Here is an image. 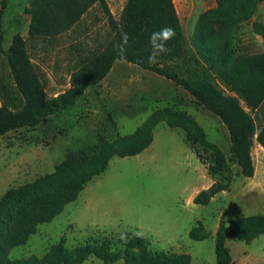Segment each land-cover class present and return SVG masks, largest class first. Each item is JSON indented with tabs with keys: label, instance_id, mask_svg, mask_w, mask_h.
<instances>
[{
	"label": "rangeland",
	"instance_id": "1",
	"mask_svg": "<svg viewBox=\"0 0 264 264\" xmlns=\"http://www.w3.org/2000/svg\"><path fill=\"white\" fill-rule=\"evenodd\" d=\"M31 0H9L4 15L5 47L16 33L26 39L33 62L42 74L46 92L56 96L71 86L70 74L84 56L103 48L113 36L109 19L100 5L92 7L68 32L54 38H29L30 16L25 9ZM185 35V61L196 66L195 37L200 26L226 25L216 9L225 0H174ZM238 5L248 0H231ZM127 0H107L118 20ZM225 5V4H224ZM232 47L236 52H264V3L259 1L253 16L240 22ZM0 71H8L0 56ZM223 92L234 94L218 78ZM242 104L245 106L243 100ZM1 104V101H0ZM185 111L195 117L210 141L225 152L236 169L226 125L213 112L198 105L192 95L157 73L116 60L106 78L90 87L66 110L35 127H24L0 136V197L11 187L54 171L68 154L95 151L104 140L133 133L156 110ZM257 125L264 122V103L247 109ZM169 115L154 128V141L133 156H114L107 169L96 176L68 202L53 220L41 223L28 241L14 247L10 258L43 257L64 239L67 247L108 239L121 246L136 232L145 235L155 250L188 253L190 264H216L215 236L222 215L227 221L255 214L264 215V148L256 140L252 148L255 174H239L229 190L208 205L190 200L192 191L209 187L224 174L208 172L210 152L199 149L200 160L186 141L182 128L170 127ZM200 191V190H199ZM198 193V192H197ZM196 193V194H197ZM195 197V196H194ZM193 197V198H194ZM202 221L209 236L192 239L190 229ZM232 264H264V234L247 243L228 236ZM82 264H101L94 256ZM115 264H122L117 262Z\"/></svg>",
	"mask_w": 264,
	"mask_h": 264
},
{
	"label": "trees",
	"instance_id": "2",
	"mask_svg": "<svg viewBox=\"0 0 264 264\" xmlns=\"http://www.w3.org/2000/svg\"><path fill=\"white\" fill-rule=\"evenodd\" d=\"M264 0L221 1L217 16L226 25L208 29L200 26L195 37L196 66L185 61V35L174 0H127L120 18L114 19L107 0H31L25 9L30 16L29 38H54L71 30L92 7L100 5L108 16L113 36L98 51L81 58L70 74L71 86L56 96L46 92L42 74L30 55L27 39L16 33L5 47L4 15L9 0H0V56L8 71H0V136L24 127H35L49 117L69 108L90 87L100 84L116 60L129 62L172 80L189 92L198 105L217 115L226 125L230 140L233 170L222 148L210 141L194 116L185 111H154L133 133L115 140H104L90 154H68L51 173L31 182L11 187L0 197V264H82L94 256L101 264H190L188 253L155 250L149 239L136 232L121 246L103 239L72 248L64 239L53 245L43 257L10 258L11 250L25 244L41 223L50 222L68 202L75 201L93 178L103 173L114 156L140 154L154 140L155 126L169 115L170 127L182 128L186 141L197 157V147L210 152L208 172L224 174L193 198L195 204L208 205L220 192L230 189L235 177L255 174L252 148L255 141L264 148V122L257 125L251 113L264 103V52H236L232 47L236 26L251 18L257 3ZM225 4V5H224ZM162 27L174 30L166 41L167 51L150 59L149 37ZM218 78L234 94H227L214 81ZM241 100L244 101L245 106ZM264 234V215L255 214L227 221L219 219L215 232L216 264H232L228 236L249 243ZM192 239L209 236L202 221L189 231Z\"/></svg>",
	"mask_w": 264,
	"mask_h": 264
},
{
	"label": "clouds",
	"instance_id": "3",
	"mask_svg": "<svg viewBox=\"0 0 264 264\" xmlns=\"http://www.w3.org/2000/svg\"><path fill=\"white\" fill-rule=\"evenodd\" d=\"M174 36V30L170 27H162L159 32H153L149 37V46L151 48L150 59L166 52V41Z\"/></svg>",
	"mask_w": 264,
	"mask_h": 264
},
{
	"label": "crops",
	"instance_id": "4",
	"mask_svg": "<svg viewBox=\"0 0 264 264\" xmlns=\"http://www.w3.org/2000/svg\"><path fill=\"white\" fill-rule=\"evenodd\" d=\"M153 141H154V140H153ZM152 143H153V142H152ZM152 143H151V144H152ZM151 144H150V145H151ZM259 145H260V144H259ZM148 147H149V146H148ZM211 184H212V183H211ZM203 188H207V186H205V187H203ZM199 190H201V189H199ZM199 190L192 191V193L190 194V195H191V196H190V200H191V202L193 201V197L196 195L197 192H199ZM223 192H224V191H223ZM221 193H222V192H220L219 194H221ZM219 194H217L216 196H218ZM216 196H215V197H216ZM215 197H214V198H215ZM214 198H213V199H214ZM215 232H216V230H215ZM215 232H214V236H215Z\"/></svg>",
	"mask_w": 264,
	"mask_h": 264
}]
</instances>
